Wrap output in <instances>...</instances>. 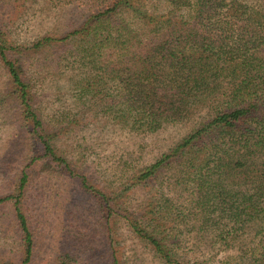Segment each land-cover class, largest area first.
<instances>
[{
    "label": "trees",
    "instance_id": "trees-1",
    "mask_svg": "<svg viewBox=\"0 0 264 264\" xmlns=\"http://www.w3.org/2000/svg\"><path fill=\"white\" fill-rule=\"evenodd\" d=\"M68 1L90 7L80 24L65 34L44 35L28 46L0 38V65L20 120L30 127L32 145L37 143L30 163L46 160L76 175L80 186L91 191L84 172L74 173L55 144L60 134L87 125L84 120L78 123L82 112L147 134L206 110V117L188 134L134 173L133 183L148 182L173 167L175 179L191 182L189 194L195 199L190 226L198 232L211 228V241L224 247L243 241L238 233L248 226L264 229V1L165 0L166 12L155 16L144 9L145 0ZM177 10L180 13H172ZM52 49H64L57 63L72 71L70 81L78 99L77 112L61 113L57 118L61 121H54L58 124L43 120L37 111L18 56ZM25 169L16 177L15 194L0 196V204L13 200L21 264L30 262L33 252L21 199L29 177ZM96 194L108 216L123 203L114 205L110 201L115 198ZM166 205L156 200L139 218L124 209L122 216L163 264H192L180 260L172 236L165 233L161 221L170 214ZM261 241V250L242 264H264ZM115 255L113 251L111 264H120Z\"/></svg>",
    "mask_w": 264,
    "mask_h": 264
},
{
    "label": "rangeland",
    "instance_id": "rangeland-1",
    "mask_svg": "<svg viewBox=\"0 0 264 264\" xmlns=\"http://www.w3.org/2000/svg\"><path fill=\"white\" fill-rule=\"evenodd\" d=\"M145 1L148 6L144 9L154 16L167 10L165 0ZM89 4L0 0V38L7 44L28 46L44 35L61 36L80 24ZM64 49L18 54L34 105L46 121L54 122L61 113L74 114L78 109L70 81L72 71L57 63ZM9 88L0 65V196L15 194L16 177L26 168L29 177L21 199L33 234V252L27 264H111L113 251L120 264H163L151 247L134 235L122 216L124 209L139 218L143 209L149 210V203L154 205L156 200L170 208V214L161 222L167 227L165 233L172 236L180 260L192 264H242L261 250L264 229L257 225L240 230L243 241H235V247L230 248L211 241V228L199 232L192 228L194 217L190 211L194 210L191 201L195 196L189 194L191 182L188 178L175 179L178 174L173 167L148 182L133 183L132 175L188 134L206 117V110L193 111L184 121L147 134L114 125L100 114L82 112L85 115L78 123L82 125L84 120L87 125L60 134L55 144L72 164L74 173L86 175L93 189L85 191L76 175H68L46 160L30 163L37 143L32 145L31 133L27 132L30 127L20 120ZM96 191L115 198L110 201L114 205L123 203L114 206L116 212L108 216L99 206ZM22 260L21 234L13 200H8L0 204V264H21Z\"/></svg>",
    "mask_w": 264,
    "mask_h": 264
}]
</instances>
